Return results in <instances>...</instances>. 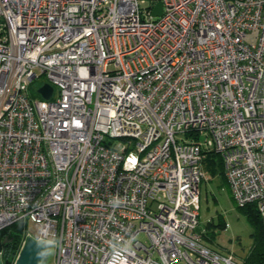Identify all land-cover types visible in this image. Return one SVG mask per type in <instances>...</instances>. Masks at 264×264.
<instances>
[{
	"label": "built area",
	"instance_id": "2783aa9c",
	"mask_svg": "<svg viewBox=\"0 0 264 264\" xmlns=\"http://www.w3.org/2000/svg\"><path fill=\"white\" fill-rule=\"evenodd\" d=\"M206 151L264 222V0H0V232L32 224L21 249L49 225L54 264L133 235L128 264H237L199 228Z\"/></svg>",
	"mask_w": 264,
	"mask_h": 264
},
{
	"label": "rangeland",
	"instance_id": "374dc122",
	"mask_svg": "<svg viewBox=\"0 0 264 264\" xmlns=\"http://www.w3.org/2000/svg\"><path fill=\"white\" fill-rule=\"evenodd\" d=\"M43 82V78L35 80L30 88V94L37 96L34 92L35 87ZM109 142L124 145L119 143L120 141ZM204 167L205 165H203L204 178L199 185V228L202 232L203 242L221 255H233L237 264H243V260L253 244L254 228L248 223L243 211L233 201L226 179L223 178V175L218 174V164L215 163L216 170L212 174ZM219 220H223L225 224L223 230L215 227ZM26 230L27 234H33V225L28 224ZM137 239L147 241L142 233L138 235ZM23 240L24 235H22L20 249L15 260L19 255ZM45 264H54V256L48 258Z\"/></svg>",
	"mask_w": 264,
	"mask_h": 264
},
{
	"label": "trees",
	"instance_id": "16d2710c",
	"mask_svg": "<svg viewBox=\"0 0 264 264\" xmlns=\"http://www.w3.org/2000/svg\"><path fill=\"white\" fill-rule=\"evenodd\" d=\"M202 168L209 172H215V163L219 167V175H223V164L219 154L213 151L203 152ZM246 216L248 223L254 228L253 244L248 255L243 260V264H264V222H262L255 205H247L240 208ZM215 226V225H214ZM219 230L225 228L223 220H219L215 226ZM26 225L22 222L16 223L3 229L0 232V264H15L16 254L20 249V241ZM205 236V235H204Z\"/></svg>",
	"mask_w": 264,
	"mask_h": 264
},
{
	"label": "clouds",
	"instance_id": "9594fccd",
	"mask_svg": "<svg viewBox=\"0 0 264 264\" xmlns=\"http://www.w3.org/2000/svg\"><path fill=\"white\" fill-rule=\"evenodd\" d=\"M123 203L124 201L119 194L113 195L108 201L109 206L113 209L120 207ZM34 240L38 248L37 255L41 260V264H45L48 258L55 256L56 250L61 244V240L51 231L49 225L41 226ZM135 240L136 237L133 235L127 239L114 237L109 241L110 252L107 264H128V257L132 255V246Z\"/></svg>",
	"mask_w": 264,
	"mask_h": 264
},
{
	"label": "water",
	"instance_id": "95a60500",
	"mask_svg": "<svg viewBox=\"0 0 264 264\" xmlns=\"http://www.w3.org/2000/svg\"><path fill=\"white\" fill-rule=\"evenodd\" d=\"M162 14V5L158 3L153 10V16L159 17ZM53 88L51 85L45 83L39 89L36 90V94H38L42 99L48 101L52 95ZM199 233L200 230L198 229ZM38 248L36 246L35 241L28 238L23 245L22 249L19 252V255L16 259L15 264H39L41 260L38 258Z\"/></svg>",
	"mask_w": 264,
	"mask_h": 264
}]
</instances>
